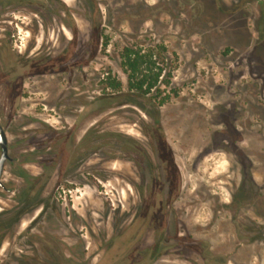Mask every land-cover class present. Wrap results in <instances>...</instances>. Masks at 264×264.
I'll return each mask as SVG.
<instances>
[{
    "label": "rangeland",
    "instance_id": "374dc122",
    "mask_svg": "<svg viewBox=\"0 0 264 264\" xmlns=\"http://www.w3.org/2000/svg\"><path fill=\"white\" fill-rule=\"evenodd\" d=\"M126 46H163L157 89H127ZM0 124V263L31 235L40 264L148 261L162 233L157 264H264V0H0Z\"/></svg>",
    "mask_w": 264,
    "mask_h": 264
},
{
    "label": "flooded vegetation",
    "instance_id": "af4514ba",
    "mask_svg": "<svg viewBox=\"0 0 264 264\" xmlns=\"http://www.w3.org/2000/svg\"><path fill=\"white\" fill-rule=\"evenodd\" d=\"M5 136H6V134H5ZM6 140H7V137H6ZM6 145H7V142H6ZM7 154H8V158L5 159V161L3 163V167H2V172L0 174V190H2L4 193L13 192L14 191V189L12 187H8L5 184V182H3L2 179H1V176H2V173L4 171L6 163L12 164L14 162V160H15V158L10 156L9 153H8V145H7ZM13 200L15 201V203L6 212V213H8V215H10L11 219L13 220L11 222V225L9 226L7 222H4L3 220H0V249H1L4 241H9L11 239H17L16 233H17V226H18V223H19L18 219H21V217H23V215H24L23 214L21 216L20 215L21 213L19 214V211L22 212V209H20L22 207V205L21 204L18 205L17 196H15V198ZM34 210H35V208H31L29 214L34 213L35 212ZM0 214L2 215V212ZM138 226L139 225H136L134 230H136L138 228ZM141 229H143V230H140V231L137 230V231L139 233L142 232V231L145 232L144 231V227H142ZM134 230L131 231L132 234H133ZM129 236L130 235L128 234L127 238ZM169 240L170 241H177V236L170 235L169 236ZM191 241H193V238L191 239ZM164 242H165V235L162 234V233H159L158 239H155L154 244L152 245V251L149 254L150 256H148V261H144L146 259V257H145V248H143V246H141L140 239H136L134 242H132L131 244H129L127 246V249L125 251V255L126 256L123 255V258L126 257L128 259H133V262L131 264H157L156 262H157V260H159V258L157 259V255H158V257H161L162 255L170 254L169 252H163L164 250H162V247H163L162 244H164ZM27 243H28L27 246L30 248V251L33 252L31 255H29V257L25 256V254H23V250H22L23 247L21 248V245H19V247L17 246V249L19 250V253L18 252H13V251L10 252L11 253L10 259L6 260L5 262H1L0 264H19V262H21L23 264H26L27 262H29V264H40V261H37L34 258L35 257L34 256V249L35 248L33 246V243H37V247L39 246V241H38L37 237L33 238V236L31 235L30 238L27 240ZM43 243H45L44 240H43ZM135 247H138L137 252H134ZM37 250H38V248H36V251ZM191 250L193 252H196V254L201 255L199 250H195V249L194 250L191 249ZM141 251L144 252V255H143V252H141ZM42 252H43V257L45 258V259H43V261L46 262V259L48 258V255H49V252H48V250L47 251L43 250ZM36 256H37V254H36Z\"/></svg>",
    "mask_w": 264,
    "mask_h": 264
},
{
    "label": "trees",
    "instance_id": "16d2710c",
    "mask_svg": "<svg viewBox=\"0 0 264 264\" xmlns=\"http://www.w3.org/2000/svg\"><path fill=\"white\" fill-rule=\"evenodd\" d=\"M163 50V46H159V48L156 46L154 50L153 48L143 50L141 48L123 47L120 53L121 67L126 76L127 89L137 91L141 94H148L153 89H157L156 84L159 78L161 79L162 77V67L159 66L158 61L163 62ZM105 81V87L113 90H120L122 86L121 81L117 77H111L110 74H106ZM163 100L164 98L160 102H163ZM28 132L30 143L32 146H35L34 150H42L43 145L41 143L43 141L37 138L36 135L45 134L44 128H37L34 131L28 130ZM70 159L71 156L66 163Z\"/></svg>",
    "mask_w": 264,
    "mask_h": 264
},
{
    "label": "water",
    "instance_id": "95a60500",
    "mask_svg": "<svg viewBox=\"0 0 264 264\" xmlns=\"http://www.w3.org/2000/svg\"><path fill=\"white\" fill-rule=\"evenodd\" d=\"M6 142L5 132L0 125V174L2 172L3 163L5 159L8 158Z\"/></svg>",
    "mask_w": 264,
    "mask_h": 264
}]
</instances>
